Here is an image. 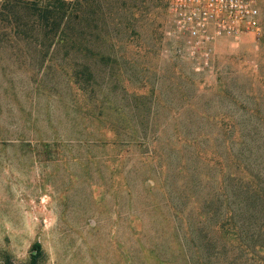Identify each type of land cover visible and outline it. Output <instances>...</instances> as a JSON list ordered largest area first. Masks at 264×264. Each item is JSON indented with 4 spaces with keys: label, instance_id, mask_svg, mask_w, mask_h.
<instances>
[{
    "label": "rangeland",
    "instance_id": "obj_1",
    "mask_svg": "<svg viewBox=\"0 0 264 264\" xmlns=\"http://www.w3.org/2000/svg\"><path fill=\"white\" fill-rule=\"evenodd\" d=\"M125 2L92 88L61 56L0 48V264H29L37 242L41 264H193L165 180L198 222L225 165L264 174V0L260 33L218 43L205 70L165 37L168 0Z\"/></svg>",
    "mask_w": 264,
    "mask_h": 264
},
{
    "label": "trees",
    "instance_id": "obj_2",
    "mask_svg": "<svg viewBox=\"0 0 264 264\" xmlns=\"http://www.w3.org/2000/svg\"><path fill=\"white\" fill-rule=\"evenodd\" d=\"M125 1L0 0V48H26L44 59L61 56L72 65L71 72L62 74L76 85L92 88L97 73L106 77L109 65L116 63L111 50L124 40ZM232 167L225 165L222 192L207 196L204 203L210 209L202 211L205 220L198 222L171 204V186L165 180L172 231L193 264H264V259H256L264 255V174H256L253 166L238 176ZM43 259L37 242L29 264H41Z\"/></svg>",
    "mask_w": 264,
    "mask_h": 264
},
{
    "label": "built area",
    "instance_id": "obj_3",
    "mask_svg": "<svg viewBox=\"0 0 264 264\" xmlns=\"http://www.w3.org/2000/svg\"><path fill=\"white\" fill-rule=\"evenodd\" d=\"M165 37L198 69L212 68L221 41L261 31L260 0H168Z\"/></svg>",
    "mask_w": 264,
    "mask_h": 264
}]
</instances>
